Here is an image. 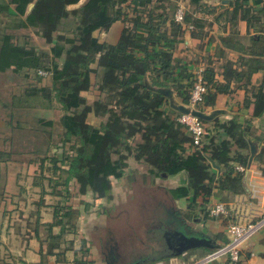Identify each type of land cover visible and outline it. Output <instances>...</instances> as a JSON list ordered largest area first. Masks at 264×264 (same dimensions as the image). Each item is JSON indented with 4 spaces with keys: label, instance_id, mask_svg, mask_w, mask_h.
Segmentation results:
<instances>
[{
    "label": "trees",
    "instance_id": "trees-1",
    "mask_svg": "<svg viewBox=\"0 0 264 264\" xmlns=\"http://www.w3.org/2000/svg\"><path fill=\"white\" fill-rule=\"evenodd\" d=\"M33 1L0 0V15L11 20L4 28L32 29L48 49L20 46L13 36L5 34L0 43V72L12 70L24 78L34 75L36 79L35 86L31 85L19 98H14L15 106L47 108L56 103L63 112L59 119L63 133L56 152L40 161V169L45 160L51 165V179H47L50 183H57L64 176L62 185L67 188L73 183L78 195L90 193L93 200H110L111 178L120 177L127 168L128 158H132L148 166L152 179L163 178L162 175L172 179L186 174L188 185L181 184L170 192L173 197L189 196L188 209L197 205L198 198L206 204L213 191L245 193L244 173L236 172L233 164L247 167L246 140L250 133L246 127L231 120L219 130L216 118L201 120L206 128L205 140L201 148L195 147L184 126L177 121L180 114L168 107L162 94L146 87V79L153 88L170 86L174 40L190 25L195 27L188 13H183L181 23L175 21L174 15L179 9L176 0L139 1L138 7L129 8L130 17L123 6L138 0H86L73 10L67 8L81 0H35L26 14L27 6ZM199 1L191 0V3L197 5ZM119 20H123L125 26L117 42L100 43L96 33L107 31ZM94 64L96 70L92 68ZM255 64V70L263 67L260 60ZM98 69L99 96L88 103L84 94L90 91L91 75L98 76ZM229 69V66L225 68V75ZM41 71L49 75L50 86L37 87L42 84ZM251 74L253 71L239 78L245 76L248 80ZM201 80L205 93L196 106L201 112L214 108L218 94L232 93L227 84L215 81L211 70H205ZM196 81L187 91L173 86L181 103L189 104ZM244 90L243 108L252 106L254 119L264 116V81ZM41 122L52 127L50 121ZM208 125L211 129L205 127ZM137 136L139 142L133 145ZM232 145L237 148L236 152ZM255 163L264 165V147ZM213 164L218 165V170ZM67 192L69 195L68 189ZM68 195L53 212V219L60 220L64 215L63 220L49 225L51 230L53 226L60 228L57 235L50 236L53 243L48 252L51 256L52 251L59 248L58 239L75 229L73 217L80 215L78 210L65 204ZM79 253L80 257L71 264H92L86 260L88 252L84 242Z\"/></svg>",
    "mask_w": 264,
    "mask_h": 264
},
{
    "label": "crops",
    "instance_id": "crops-1",
    "mask_svg": "<svg viewBox=\"0 0 264 264\" xmlns=\"http://www.w3.org/2000/svg\"><path fill=\"white\" fill-rule=\"evenodd\" d=\"M85 1L81 0L77 5L69 6L67 9H78ZM139 1L142 0L131 1L123 6L126 8V13H129V17L131 16L129 8L138 7ZM176 3L183 13H188L191 20L195 21V27L190 25L174 40L171 49L173 76L170 86L165 88L171 89L174 98L179 100L173 90L174 87H182L187 91L195 79L202 78L205 70H211L215 81L223 85L227 84L232 92L226 95L218 94L215 99L212 110L223 111L216 117L221 128L224 123L234 120L239 125L258 129V133L264 132V116L254 119L251 116L252 106L243 108L244 89L252 86L257 87L264 81V0H200L197 5L191 3V0H176ZM163 6L166 7L167 4L164 3ZM157 10L161 11V9ZM9 22L11 20L4 17V14L0 15V43L3 35L8 34L13 36L14 42L20 46L34 47L42 51L48 49L44 40L37 36L32 29H5L6 23ZM124 26L123 20H119L107 31L97 32L96 37L100 43L115 44ZM32 37L39 40V45L33 42ZM257 60L263 63V67L259 70H255ZM227 66L230 69L225 75L224 70ZM92 68L96 70V64ZM251 71L253 74L248 80L245 76L239 78L240 75H246ZM97 73L98 76L91 75L92 87L89 92L84 94L88 103L93 102L99 96L96 86L100 76L99 69ZM236 73L238 75L234 76ZM31 85H36L34 75L24 78L12 70L0 72V264H11L13 261L16 264H71L79 255L77 253L79 247L76 248L72 242L65 241L69 245L66 247H64L65 245H58L59 248H55L51 256V252L48 251L52 244L45 245L44 238H42V230L44 231V229L47 233L51 231L53 236L59 233V226H53L51 230L49 225L53 223L55 206L58 203L60 205L63 199L55 205H44L50 210L52 209V213L46 209L41 212L43 198L37 199L39 193L36 191V187L39 188V185L36 184V186L34 182L37 176L35 172L38 170L39 173L42 171L44 174L46 170L44 167L40 169V156L43 155L41 157L43 159L48 157L46 155L50 149L52 154L56 152L55 145L59 143L63 133L59 124L63 112L56 103H52L47 108H20L15 106L14 98H19ZM42 85H51L49 76L44 78L42 84L37 85V87ZM171 117L173 116L171 115ZM41 121L52 122V127L44 126ZM56 129L59 130L57 142H55ZM219 130L221 129L219 128ZM33 140L35 143L37 140L40 141L39 148L32 144ZM134 142L135 144L139 142L138 136ZM232 150L233 152L237 151L235 145H232ZM25 155H29L27 159ZM128 159L127 168L124 172L128 169L135 170L131 177L126 179L133 191L138 184H144V187H155L154 190L163 187L171 195L170 191L177 190L181 183L188 185L186 174H180L172 179H152L148 174V166L136 162L132 158ZM255 162L252 161L249 169L245 168L244 194L233 195L228 192L221 194L213 191V195L208 198L206 204L201 198L197 199L196 217L189 218V215L186 214L190 210L187 209L188 211L185 212L180 208L174 216L182 222L185 219L186 221L189 220L183 225L195 231L197 235L211 239L216 249L224 246L228 240L227 227L235 219L237 220L239 214L249 213V217L253 221L264 218V165L255 164ZM233 165L235 167L237 164ZM43 194L40 193V195ZM46 195L61 198L51 193ZM76 196L83 198L84 201L81 204L84 208L81 210L79 207L74 208L71 205L72 209L78 210L83 220L85 216V220H88V213L96 211V215L100 217L113 210V203L117 199V189L112 187L110 200H93L90 193L82 196L77 194ZM68 197L71 198L70 191ZM171 197L173 196L171 195ZM173 198L180 201L182 196ZM217 202H222L227 206L229 216L208 217L209 219L203 220L208 216L206 209ZM65 204L70 205L66 201ZM107 204L109 207L104 208ZM30 212L32 213L28 215ZM191 213H194V210ZM32 218L35 220L32 221ZM190 220L193 221L192 224L195 227L191 225ZM23 221H25L24 230L30 234L26 240L24 236L26 233H23L21 227ZM87 222L91 223L92 219ZM197 225L204 227L205 230H200ZM75 231L74 229L72 233L66 235H73ZM192 233L194 234V232ZM68 240L72 241L71 239ZM61 248H63L62 251H60ZM85 248L88 252L87 261L92 264H106L105 253H101L102 258L99 255L96 257L95 252L88 245ZM209 252L211 251L194 250L181 256H153L154 258L146 252L143 259H137L135 264H264V227L242 244L240 260L237 263L229 262L227 257L219 258L210 263H201V259Z\"/></svg>",
    "mask_w": 264,
    "mask_h": 264
},
{
    "label": "rangeland",
    "instance_id": "rangeland-1",
    "mask_svg": "<svg viewBox=\"0 0 264 264\" xmlns=\"http://www.w3.org/2000/svg\"><path fill=\"white\" fill-rule=\"evenodd\" d=\"M67 26L68 24H66L65 27L63 25L61 28L63 27L66 28ZM32 40L36 45H39V40L37 38L32 37ZM40 76L46 78L49 75L46 74L45 76L42 75ZM88 96L90 97L89 94ZM215 125L216 128L218 129L221 128L220 124L215 123ZM205 127H209L211 129L212 126L208 125ZM245 127L246 130L250 133V138L246 140L247 143L246 152L250 156L249 142H251L256 148V153L254 155L253 161H257L258 153L260 149L264 147V132L258 133V129L256 128H252V127L250 128L248 126ZM55 134H56L55 142H57V139L59 140V137H57L59 136L58 129H56ZM29 140H31V138H29ZM134 140L132 141L133 145L135 144ZM32 144L37 145V148H39L38 145L40 144V141L37 140L35 143L33 140ZM57 145L58 143L55 145V147ZM51 155L52 153L50 149L46 156L51 157ZM25 156L27 159L29 155H25ZM41 157H43V155L40 156L39 161L43 160V158ZM39 161L37 160V163H39ZM45 161H46L45 163L46 166L43 165V167L46 169L44 171V174L39 173L37 170L35 172V174L37 173V176L35 177L34 180L35 185L36 184L39 185V188L36 187L37 188L36 191L39 193V195L38 197L37 196L34 197L35 198L37 197V199L43 198V201H41L42 204L41 212H43V209H46L49 213H52V209L50 210V208H47V206L44 205H55V203L61 202L62 199L67 198L68 195L67 189H69L68 191H70V195H71V198H68L69 200L67 199V202L70 203V205H72L74 208L79 207L81 210H83L84 206L83 204H81V202L84 200L83 198L81 199L80 197L76 196L77 195L76 185H73V183H71L67 188L63 186L62 179L64 176L58 179L57 183L48 182L47 179H51V170H50L51 165H49V162L47 160ZM212 167L216 169V167H214V164ZM133 171L135 172V170L128 169L120 177L111 178L112 187L117 189V199H115V202L113 203L114 204L113 210H110L108 214H105L104 216H100V217L96 215V211L92 213H88L89 214L87 217L88 220H85L86 216L84 220L83 217H81L82 215L77 216V218L74 216L72 222L73 225H75L76 231L74 232L73 235L70 236L66 235V233L63 234L61 238L58 239L57 245H65L64 247H66L69 244H67V242L65 241H69L72 242L73 243L72 245L76 246V248L79 247L80 250L81 242H84L85 246L88 245V247L95 252L96 257H98V255L101 257V253L106 254L107 252L110 256L112 255L113 252H115L116 254H118V256L121 257L119 264H128L133 261H136L138 259V256L148 252L147 251L148 247H150L152 250L155 249L156 253L157 252L159 253L156 254L157 256H162L165 254L169 255L168 253L163 251L164 247L160 246L161 245L160 242L162 241L159 240V231L155 230V228L151 229L154 232L153 233L154 238L149 233V231H151L150 228L152 224L154 222L157 223L158 221H163L165 219V214H172V213L175 214L176 211H179L178 208H180L182 211L185 210V212L190 210L189 213H187L186 215H189V218H191L192 216L196 215V211H198V206H195L192 209H188V206L191 203L189 196L182 197L180 198L181 200L178 201L177 199L171 197V195L163 187L154 190L155 187H151V188L144 187V184L143 185L138 184L133 191V188H131V186L129 187L126 181L127 177H131ZM137 176L139 175L137 174ZM129 189L132 190V191L130 190L131 193L128 192ZM40 193H44V194L40 195ZM45 193L46 194L51 193L54 196L55 195L59 196L60 194L62 197L60 196L61 198H53L50 197L49 195H46ZM57 207L58 208L61 207L59 206V203L57 206H55V208ZM108 207H109L108 204L107 206H104V208H108ZM30 209H34V208H30ZM192 210H194V213H191ZM31 213L32 212L28 213V215ZM60 217H62L60 220L52 219V221L54 223H56V221L57 222L61 221L63 220L64 215H61ZM208 217L209 216H206L203 220L211 218ZM48 218L49 216L47 217V219ZM89 219H92L91 223L87 222L89 221ZM31 220L34 221L35 219L32 218ZM203 220L201 219V222ZM190 223L191 225H193L192 224L193 221L190 220ZM21 224H22L21 227L23 233H26L24 235L26 240L27 238L30 237V234H28V232L23 228L25 227L24 226L25 221H23ZM196 224H200V223H196ZM42 226L44 227L45 225ZM197 226L199 227L200 230L204 229V227L202 226L199 225ZM193 227L195 226L193 225ZM183 233H185L184 230ZM49 236H51V231L47 233L45 229L44 231L42 230V238H44L43 242L45 245H51L53 243L52 239H50ZM68 239H71L72 241ZM155 239L159 240V242L155 243ZM116 247L118 252H116ZM62 249L63 248H61L60 251H62ZM107 249H109L110 251H107ZM78 257H80V253ZM11 264H16V262L13 261Z\"/></svg>",
    "mask_w": 264,
    "mask_h": 264
},
{
    "label": "built area",
    "instance_id": "built-area-1",
    "mask_svg": "<svg viewBox=\"0 0 264 264\" xmlns=\"http://www.w3.org/2000/svg\"><path fill=\"white\" fill-rule=\"evenodd\" d=\"M175 21L182 22L183 12L179 8L175 15ZM39 75L45 76L46 73L39 72ZM205 93L204 83L199 77L194 84L190 96L189 106L195 109L202 102L203 94ZM177 121L184 126L190 136L193 146L201 148L204 141L205 129L200 119L191 116L190 114L178 116ZM235 171L245 173V168L240 165H235ZM209 217L229 216V209L222 202H217L206 209ZM236 215H238L236 213ZM264 227V218L253 221L247 214H239L237 220L231 222L227 227V243L211 252L201 259V263H210L219 258L227 257L231 263H237L240 260V251L242 244L254 235L258 230Z\"/></svg>",
    "mask_w": 264,
    "mask_h": 264
},
{
    "label": "water",
    "instance_id": "water-1",
    "mask_svg": "<svg viewBox=\"0 0 264 264\" xmlns=\"http://www.w3.org/2000/svg\"><path fill=\"white\" fill-rule=\"evenodd\" d=\"M35 4V0L28 5L27 10H26V14H28L32 7ZM146 82V87L152 91L158 92L160 94H162L168 102V107L177 112L178 114H182V115H187L190 114L191 116H194L202 121H211L214 118H216L217 116H219L220 114L223 113V111L221 110H212V111H208V112H201L197 109H192L189 105H185L183 103H181L179 100H176L174 98V93L171 89L169 88H153L149 85L148 81ZM249 146H250V156L248 159V164H247V169L250 168L251 163L253 161L254 155L256 153V148L255 146L249 142ZM214 167H216L218 169V165L214 164ZM163 178H166L165 175H162ZM245 184V176L243 179V185ZM245 188V186H244ZM182 240H184L185 242H189V245H180L179 249L176 251V256H181L182 254H185L187 252H191L194 250H207V251H212L214 249H216V246L213 244V242L211 241V239H208L202 235H190V236H186L184 234H181Z\"/></svg>",
    "mask_w": 264,
    "mask_h": 264
},
{
    "label": "flooded vegetation",
    "instance_id": "flooded-vegetation-1",
    "mask_svg": "<svg viewBox=\"0 0 264 264\" xmlns=\"http://www.w3.org/2000/svg\"><path fill=\"white\" fill-rule=\"evenodd\" d=\"M185 222H188V221H186L185 219V221L182 222V220L175 217L174 214L172 213V214H165V219L163 221H158L157 223L154 222L152 224L150 230L155 228V230L159 231V240L162 241L160 242L161 244L160 246H163L164 247L163 251L169 254V255L165 254L162 256L175 255L180 245L190 244L189 242H185L184 240H182L181 233L185 234L186 236H190V235L192 236V235L197 234L195 231H192L186 228L185 225H183V223L185 224ZM183 230L185 233H183ZM192 232H194V234ZM149 233L154 238L153 230L149 231ZM159 240L155 239V243L159 242ZM107 251H110V250L107 249ZM147 251H148V254H150L152 258H154L153 256H157L156 254L158 252L156 253L155 249L152 250L150 247H148ZM116 252H118L117 247H116ZM144 256H145V253L143 255L138 256V260L143 259ZM120 260H121V257L118 256V254H116L115 252H113L112 255L110 256L106 252V257H105L106 264H119ZM136 261H133L128 264H135Z\"/></svg>",
    "mask_w": 264,
    "mask_h": 264
}]
</instances>
